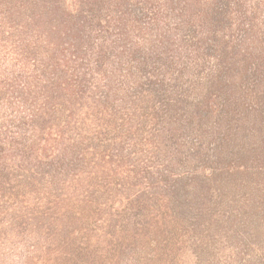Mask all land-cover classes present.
Here are the masks:
<instances>
[{"label": "trees", "instance_id": "obj_1", "mask_svg": "<svg viewBox=\"0 0 264 264\" xmlns=\"http://www.w3.org/2000/svg\"><path fill=\"white\" fill-rule=\"evenodd\" d=\"M3 262L264 264V0H0Z\"/></svg>", "mask_w": 264, "mask_h": 264}, {"label": "rangeland", "instance_id": "obj_2", "mask_svg": "<svg viewBox=\"0 0 264 264\" xmlns=\"http://www.w3.org/2000/svg\"><path fill=\"white\" fill-rule=\"evenodd\" d=\"M188 259H189V258H188ZM6 262H7V261H6ZM3 263H4V262H3ZM3 263H2V264H3ZM4 264H5V263H4Z\"/></svg>", "mask_w": 264, "mask_h": 264}]
</instances>
